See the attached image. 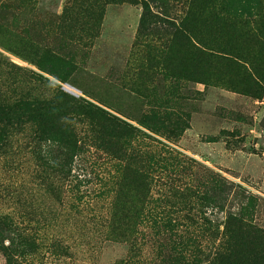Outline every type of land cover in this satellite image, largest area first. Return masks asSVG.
<instances>
[{
    "label": "rangeland",
    "instance_id": "374dc122",
    "mask_svg": "<svg viewBox=\"0 0 264 264\" xmlns=\"http://www.w3.org/2000/svg\"><path fill=\"white\" fill-rule=\"evenodd\" d=\"M232 1L100 0L91 9L84 0H0V107L64 94L141 124L153 138L247 190L256 201L253 224L264 230V0H248L258 6L257 16L238 20L227 12ZM146 4L171 23L191 16L193 45L228 61L196 57L182 42L169 43L163 34L169 26L150 19L143 26ZM161 109L171 118L158 124L150 118ZM33 118L14 120L6 146L0 145V219L22 220L28 213L51 225L36 264H122L134 252L109 235L104 221L116 162L91 147L81 121L74 128L87 151L75 159L71 177L43 174L31 155L39 130ZM211 218L222 223L224 215ZM223 230L217 240L200 239L203 249L190 248L197 258L208 260L209 244L224 241ZM174 241L185 243L187 236ZM228 241V264H264V238L238 234ZM137 245L138 264H177L169 235L146 233ZM0 264H7L1 251Z\"/></svg>",
    "mask_w": 264,
    "mask_h": 264
},
{
    "label": "trees",
    "instance_id": "16d2710c",
    "mask_svg": "<svg viewBox=\"0 0 264 264\" xmlns=\"http://www.w3.org/2000/svg\"><path fill=\"white\" fill-rule=\"evenodd\" d=\"M84 1L91 9L100 2ZM254 3L234 0L228 3V15L237 20L242 19L241 16H257L255 9L258 6ZM149 7V4L145 5L143 26L149 19L157 26H169L171 29L163 33L168 36L169 43L182 42L196 57L228 61L213 49L193 45L191 16L179 23H171L168 15H152ZM258 81L253 82L257 92L261 82ZM31 117L39 127L36 141L30 144L31 155L41 166L43 174L46 170H54L71 177L75 159L87 151L84 148L87 145L74 128L81 125V121L88 127L87 140L93 144L91 147L102 151L109 163L116 162V166L113 164L116 171L114 197L110 214L104 221L109 235L129 243L131 252H134L122 264H138L135 260L140 252L137 244L140 236L146 233L156 237L169 235L177 245L171 248L178 254L177 264H228L231 236L239 234L255 241L264 238V230L253 224L256 201L247 190L153 138L140 128H144L143 125L137 127L124 122L96 105L70 95L62 94L55 101L23 99L17 109L0 107V145L6 146L14 120L23 124L25 118ZM151 117L159 124L170 120L171 114L162 109L153 110ZM120 149H124V153L119 155ZM36 175L39 173H35L34 179ZM219 214L224 215L222 223L211 218ZM21 218L17 220L8 214L0 219V251L7 258V264H36L38 251L46 248L49 238L46 230L51 225L44 218H31L28 213L24 216L22 213ZM222 227L224 241L217 246L209 244L212 254L208 260L197 258L190 248L203 249L200 239L205 237L214 235L217 240ZM180 235L187 236L185 243L174 241ZM59 246L57 244L61 249Z\"/></svg>",
    "mask_w": 264,
    "mask_h": 264
},
{
    "label": "water",
    "instance_id": "95a60500",
    "mask_svg": "<svg viewBox=\"0 0 264 264\" xmlns=\"http://www.w3.org/2000/svg\"><path fill=\"white\" fill-rule=\"evenodd\" d=\"M68 92H70V93H72V94H75V93H73L71 90H67Z\"/></svg>",
    "mask_w": 264,
    "mask_h": 264
}]
</instances>
